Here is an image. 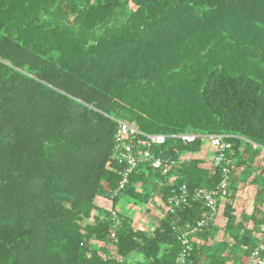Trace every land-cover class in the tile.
Returning a JSON list of instances; mask_svg holds the SVG:
<instances>
[{"label":"trees","instance_id":"16d2710c","mask_svg":"<svg viewBox=\"0 0 264 264\" xmlns=\"http://www.w3.org/2000/svg\"><path fill=\"white\" fill-rule=\"evenodd\" d=\"M117 119L168 135L158 154L185 160L142 165L114 195ZM186 132L199 136H173ZM212 134L232 144L226 221L192 236L187 264H247L264 242V0H0V264H179L183 228L208 208L165 204L183 184L219 183L196 155ZM247 185L252 209L238 213ZM158 194V225L117 209L111 237L99 200ZM111 242L123 260L103 256Z\"/></svg>","mask_w":264,"mask_h":264},{"label":"built area","instance_id":"2783aa9c","mask_svg":"<svg viewBox=\"0 0 264 264\" xmlns=\"http://www.w3.org/2000/svg\"><path fill=\"white\" fill-rule=\"evenodd\" d=\"M184 143L193 142L199 136L197 133H180L173 135ZM168 135L162 133H147L141 130L136 122L126 120H116V129L113 140V153L118 161L124 165L122 179L118 187L114 190V195L119 193L129 183L130 175L138 170L142 165H149L154 169L161 170L163 174H168L176 166L180 165L185 157L179 156L164 157L158 154V146L162 145ZM210 140L213 150V160L220 166L221 180L211 189L197 188L195 192L190 193L186 184L173 190L166 202V210H173L183 201L192 196L193 199L200 200L208 210L193 223H186L179 239L182 245V252L179 258V264H187V260L192 251V236L198 231L214 223L219 208V201L223 198L230 186V177L232 172V161L228 156V151L232 144L226 141L222 134H212L206 136ZM109 218L112 222L111 237L115 239V229L121 223V217L114 207H111ZM97 242V241H94ZM102 244V243H101ZM110 250L103 253L104 257H114L117 260H123L118 253L116 244L111 242ZM247 264H264V242L260 241L249 255Z\"/></svg>","mask_w":264,"mask_h":264},{"label":"rangeland","instance_id":"374dc122","mask_svg":"<svg viewBox=\"0 0 264 264\" xmlns=\"http://www.w3.org/2000/svg\"><path fill=\"white\" fill-rule=\"evenodd\" d=\"M204 144L202 152H199L196 155L197 157L206 159L210 163L213 159V150L210 145V140L206 138ZM253 193L254 187L252 185H247L237 192L235 208L238 213H241V211H251ZM98 202L106 208L114 207L111 200L104 199L99 200ZM224 204L225 200L221 201L218 208V215L214 221L215 226H222L225 224L226 219L223 215ZM115 209H118L123 216L129 217L137 227L143 229H150L153 226L158 225L165 212V207L160 198V194L155 195V197L149 202H135V200L131 198L123 197L118 201ZM95 245L100 246L101 243L96 242ZM106 248L110 250V246H107ZM138 258H140V254L135 253L132 256L131 264H135L136 259Z\"/></svg>","mask_w":264,"mask_h":264}]
</instances>
